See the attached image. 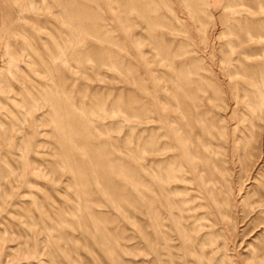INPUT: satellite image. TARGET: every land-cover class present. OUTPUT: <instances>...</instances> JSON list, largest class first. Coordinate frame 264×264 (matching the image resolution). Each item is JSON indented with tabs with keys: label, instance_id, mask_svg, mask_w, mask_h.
<instances>
[{
	"label": "rangeland",
	"instance_id": "1",
	"mask_svg": "<svg viewBox=\"0 0 264 264\" xmlns=\"http://www.w3.org/2000/svg\"><path fill=\"white\" fill-rule=\"evenodd\" d=\"M0 264H264V0H0Z\"/></svg>",
	"mask_w": 264,
	"mask_h": 264
}]
</instances>
